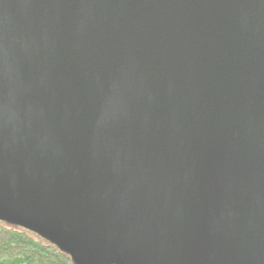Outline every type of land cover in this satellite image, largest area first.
<instances>
[{
	"label": "water",
	"instance_id": "1",
	"mask_svg": "<svg viewBox=\"0 0 264 264\" xmlns=\"http://www.w3.org/2000/svg\"><path fill=\"white\" fill-rule=\"evenodd\" d=\"M6 210L84 264H264V0H0Z\"/></svg>",
	"mask_w": 264,
	"mask_h": 264
},
{
	"label": "trees",
	"instance_id": "2",
	"mask_svg": "<svg viewBox=\"0 0 264 264\" xmlns=\"http://www.w3.org/2000/svg\"><path fill=\"white\" fill-rule=\"evenodd\" d=\"M72 255L40 236L0 221V264H76Z\"/></svg>",
	"mask_w": 264,
	"mask_h": 264
},
{
	"label": "rangeland",
	"instance_id": "3",
	"mask_svg": "<svg viewBox=\"0 0 264 264\" xmlns=\"http://www.w3.org/2000/svg\"><path fill=\"white\" fill-rule=\"evenodd\" d=\"M0 221H2L4 224H6L9 227L25 230V231L31 233L32 235L40 236L45 240L51 241L47 236H45L44 232H42L41 229L38 226H36L34 223L27 221V220H22L21 218L15 216L14 213L11 211H8V210L0 211ZM72 247H74V246H72ZM80 254H83V252L82 253L80 252ZM72 257L76 261L75 262L76 264H84L83 262H79L80 260H77L75 258V253H73ZM81 257L84 259V261L87 260L86 253H84L83 256H81ZM89 263L86 262V264H89ZM110 264H127V261L124 260L123 258L119 257V258H116L114 260V262H111Z\"/></svg>",
	"mask_w": 264,
	"mask_h": 264
}]
</instances>
